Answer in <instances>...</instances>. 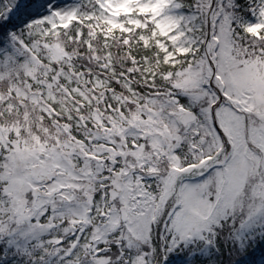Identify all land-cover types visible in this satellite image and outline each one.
I'll return each instance as SVG.
<instances>
[{"label":"snow or ice","instance_id":"obj_1","mask_svg":"<svg viewBox=\"0 0 264 264\" xmlns=\"http://www.w3.org/2000/svg\"><path fill=\"white\" fill-rule=\"evenodd\" d=\"M0 264H264V0H0Z\"/></svg>","mask_w":264,"mask_h":264}]
</instances>
